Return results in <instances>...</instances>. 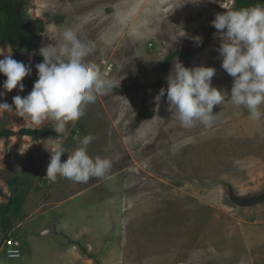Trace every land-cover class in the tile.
<instances>
[{
    "label": "rangeland",
    "instance_id": "rangeland-1",
    "mask_svg": "<svg viewBox=\"0 0 264 264\" xmlns=\"http://www.w3.org/2000/svg\"><path fill=\"white\" fill-rule=\"evenodd\" d=\"M14 1L37 42L29 50L12 47L13 58L32 71L22 92H6L0 74V103L32 91L39 49L60 43L67 28L91 49L84 62L102 79L121 82L95 93L63 132L50 119L34 125L14 105L0 110V132H53L0 138V207L10 206L0 213V264H264V115L250 119L246 108L228 102L233 77L221 66L211 24L237 10L236 0ZM180 51L188 56L173 57ZM176 60L215 69L211 85L227 95L214 106L211 126H183L166 94L157 104ZM154 116L162 120L142 123ZM89 134L95 139L87 154L111 161L106 175L80 183L46 177L54 145L65 149L63 163L81 146L76 137ZM11 239L21 243L22 260L8 258Z\"/></svg>",
    "mask_w": 264,
    "mask_h": 264
},
{
    "label": "clouds",
    "instance_id": "clouds-1",
    "mask_svg": "<svg viewBox=\"0 0 264 264\" xmlns=\"http://www.w3.org/2000/svg\"><path fill=\"white\" fill-rule=\"evenodd\" d=\"M218 30L221 40L218 53L222 57V68L233 77L230 99L236 107L248 110L250 119L258 120L264 113L259 108L264 104V6H252L239 10H228L217 14L211 22ZM177 41L178 37H174ZM201 41V37H194ZM91 49L82 43L76 32L67 28L62 32V41L55 46L39 49L43 62L35 65L38 79L32 91L24 97H13L12 105L0 103V110L13 111L21 117L40 125L44 120L55 121L54 130L63 132L67 122H75L84 115V106L94 103L95 93L119 87L116 83L101 78L94 64L85 63L84 58ZM0 74L6 77L3 89L11 92L31 74V65H25L13 58L11 45L0 48ZM215 69L198 66L186 68L176 60L167 77V89L161 88L156 102L165 96L169 111L176 115L185 127L197 123L211 126L215 116L213 108L225 103L227 93L212 87ZM4 95L0 92V97ZM162 120L154 116L149 121ZM80 147L74 150L62 163L65 149L57 142L51 152L46 177L55 180L62 176L74 182H87L93 177H104L111 168V161L99 156L91 158L87 146L95 139L91 134L76 137ZM16 256L18 253H9Z\"/></svg>",
    "mask_w": 264,
    "mask_h": 264
},
{
    "label": "trees",
    "instance_id": "trees-1",
    "mask_svg": "<svg viewBox=\"0 0 264 264\" xmlns=\"http://www.w3.org/2000/svg\"><path fill=\"white\" fill-rule=\"evenodd\" d=\"M237 7L239 9L248 8L252 6H264V0H236ZM34 27L31 23L27 22L21 16L18 15L14 0H0V40L5 44L11 45L13 48L20 50H29L36 44V37L34 36ZM175 56L187 57L188 53L176 52ZM53 135V132L49 129H22L18 133L6 130L0 132V138L9 139L14 136L19 137H32L34 139L45 138ZM233 200L241 204L243 201L237 197H233ZM256 199L248 201L249 204H253ZM10 212V206L0 207V213L3 215ZM7 228L11 227L9 220L4 221Z\"/></svg>",
    "mask_w": 264,
    "mask_h": 264
},
{
    "label": "built area",
    "instance_id": "built-area-1",
    "mask_svg": "<svg viewBox=\"0 0 264 264\" xmlns=\"http://www.w3.org/2000/svg\"><path fill=\"white\" fill-rule=\"evenodd\" d=\"M5 247H6L5 252H6L8 258L19 259L21 257L20 244L17 241H15L13 239L8 240ZM9 253H18V255L10 256Z\"/></svg>",
    "mask_w": 264,
    "mask_h": 264
},
{
    "label": "crops",
    "instance_id": "crops-1",
    "mask_svg": "<svg viewBox=\"0 0 264 264\" xmlns=\"http://www.w3.org/2000/svg\"><path fill=\"white\" fill-rule=\"evenodd\" d=\"M20 244H21V243H20ZM20 249H21V245H20ZM22 257L24 258V256L21 255V257H20L19 259L22 260ZM26 257H27V256H26ZM27 260H30V259H26V258H25V261H27Z\"/></svg>",
    "mask_w": 264,
    "mask_h": 264
}]
</instances>
